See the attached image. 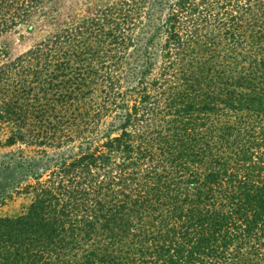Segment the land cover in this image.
I'll return each instance as SVG.
<instances>
[{"label": "trees", "instance_id": "trees-1", "mask_svg": "<svg viewBox=\"0 0 264 264\" xmlns=\"http://www.w3.org/2000/svg\"><path fill=\"white\" fill-rule=\"evenodd\" d=\"M99 1L0 60V264H264V0Z\"/></svg>", "mask_w": 264, "mask_h": 264}, {"label": "rangeland", "instance_id": "rangeland-1", "mask_svg": "<svg viewBox=\"0 0 264 264\" xmlns=\"http://www.w3.org/2000/svg\"><path fill=\"white\" fill-rule=\"evenodd\" d=\"M104 3L105 2L99 0H42L41 5L30 14L26 22H22L13 29L0 33V60L14 61L16 58L32 49L33 46L44 40L57 27H61L64 22L71 23V20L78 16L92 17L93 14L96 13V10L101 9L104 6ZM31 25L32 29H30ZM134 32H136V30ZM163 39L164 34L162 33L160 37L155 40V43L161 44ZM154 49L157 50V47ZM155 62H158V64L154 66L151 78L159 70L160 60L158 52ZM135 85L136 82L131 81L127 86L134 87ZM97 93L98 92H96V94ZM126 98L128 100H134L136 99V95L134 92H129L126 94ZM132 104V101H128L129 106ZM102 128H104L103 125ZM4 138V132L0 131V154L24 149V147L19 144L12 147H2L1 145L4 143ZM78 144V142H75L74 144L63 147L60 150L46 149V151L50 155L56 157V155L76 152ZM28 150L30 149H24V152L29 154ZM8 181L9 180L6 181L4 179L0 180V189L7 190L5 188H7L9 184ZM10 195V199L0 200L1 217H16L21 215L25 212L31 201L30 195Z\"/></svg>", "mask_w": 264, "mask_h": 264}]
</instances>
